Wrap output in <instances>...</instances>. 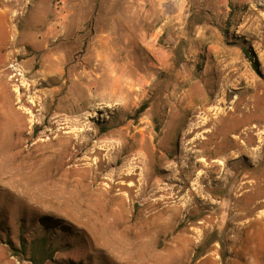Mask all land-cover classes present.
Segmentation results:
<instances>
[{"label":"rangeland","instance_id":"374dc122","mask_svg":"<svg viewBox=\"0 0 264 264\" xmlns=\"http://www.w3.org/2000/svg\"><path fill=\"white\" fill-rule=\"evenodd\" d=\"M257 3L0 0V264H264Z\"/></svg>","mask_w":264,"mask_h":264},{"label":"bare ground","instance_id":"6f19581e","mask_svg":"<svg viewBox=\"0 0 264 264\" xmlns=\"http://www.w3.org/2000/svg\"><path fill=\"white\" fill-rule=\"evenodd\" d=\"M255 1H258V5H262V3L264 2V0H255ZM255 6H257V5H255L254 3H252L251 5H250V8L248 9V11H247V13L250 15V16H254V15H256L257 14V9H256V7ZM257 16H259V15H257ZM251 18V17H250ZM259 18V17H258ZM252 21H258L259 23H260V28L261 29H264V22H263V20L262 19H260L259 18V20L258 19H254V20H252ZM126 27V26H125ZM124 28V27H123ZM121 29V28H120ZM125 29V28H124ZM133 29V28H132ZM121 30H123V29H121ZM125 31H126V29H125ZM122 33V32H121ZM124 34V33H123ZM122 34V35H123ZM130 34V33H129ZM121 35V34H120ZM121 35V36H122ZM82 80V79H81ZM250 82H251V80H250ZM249 82V83H250ZM248 83V84H249ZM258 83V82H257ZM260 85V84H259ZM258 86V85H257ZM264 86V85H263ZM256 87V86H255ZM255 87H253V88H255ZM222 88V87H221ZM252 88V87H251ZM258 89V88H257ZM225 91V90H224ZM246 91V90H245ZM244 91V92H245ZM246 92H248V91H246ZM254 92V91H253ZM113 93V92H112ZM111 93V94H112ZM116 93V92H115ZM115 93H113V94H115ZM226 93V92H225ZM254 94V93H253ZM261 94V93H260ZM224 95V94H223ZM258 95V94H257ZM255 96V95H254ZM113 98H114V96H113ZM264 98V91H263V93H262V95H261V97H260V101H261V99H263ZM254 99V98H253ZM258 99V98H257ZM255 100V99H254ZM204 102V101H203ZM206 102V101H205ZM204 102V103H205ZM216 103H218V102H216ZM257 103H258V101H257ZM202 104V103H201ZM249 105V104H248ZM201 106H204V104L203 105H201ZM255 106V105H254ZM258 106H259V103H258ZM195 107H197V106H195ZM204 107H206V106H204ZM256 107V106H255ZM244 108V107H243ZM247 108V107H246ZM259 108V107H258ZM200 109H201V107H200ZM202 109H203V107H202ZM214 109V108H213ZM195 110V109H194ZM194 110H193V112H194ZM208 110V109H207ZM211 110V109H210ZM259 110V109H258ZM263 110V109H262ZM261 110V111H262ZM203 111V110H202ZM204 111L205 112H207L206 111V109H204ZM217 111V110H216ZM222 111H224V110H222ZM257 111V109L255 110V112L254 111H252V110H246V109H244V110H242L241 111V114L240 115H238V116H236V117H234V118H232L231 120H230V125H229V127L227 128V130H226V132L225 133H232V132H236V131H238L241 127H244V126H246V128H244L242 131H241V133H240V135L241 136H243L244 137V140H243V144H241V145H238V147L237 148H240V150H242V151H244V152H249L248 150V146L250 145V142L252 141V132H254V131H252L251 132V130H257L258 129V126H260L259 124L260 123H262V118H264V110L261 112L260 111V115H256V113H258V112H256ZM197 111H195V113H196ZM234 112V111H233ZM240 112V111H239ZM203 113V112H202ZM207 113H209V112H207ZM206 113V114H207ZM220 113H222V112H220ZM226 113V112H225ZM224 113V114H225ZM231 113V112H230ZM223 114V113H222ZM222 114H219V115H217V117L216 118H211L212 120V122H214L215 123V125H217V126H219V127H221V125L223 124H225L226 122H227V120H225L226 122L224 123L223 121H224V119H225V117L227 118V116H228V114L226 113L225 115V117H223V115ZM204 115H205V113H204ZM208 115V114H207ZM231 115V114H230ZM208 116H210V114L208 115ZM215 116V115H214ZM193 117V116H192ZM262 117V118H261ZM198 118V117H197ZM193 119V118H192ZM210 120V119H209ZM264 120V119H263ZM193 123V122H192ZM197 123V122H196ZM207 123V122H206ZM203 124V123H202ZM209 124H210V122H209ZM214 125V124H213ZM215 125L213 126V127H215ZM191 126V125H190ZM208 126V125H207ZM196 127V126H195ZM191 128V127H190ZM199 128H201V127H199ZM216 128V127H215ZM221 128H223V126L221 127ZM261 129V128H260ZM214 130V129H213ZM223 131V130H222ZM263 131V130H262ZM220 132V131H219ZM256 132V131H255ZM258 132V131H257ZM260 132V131H259ZM208 133V132H207ZM218 132L216 131L215 133L214 132H211L209 135H208V139H206L205 141H201V144L202 145H205V144H208L209 142H211L214 138H215V134H217ZM224 133V134H225ZM206 134V133H205ZM228 134V135H229ZM235 134V133H234ZM233 134V135H234ZM260 135V134H259ZM227 137V136H226ZM203 138V137H202ZM225 138V137H224ZM223 138V139H224ZM238 138H240L239 136H235L234 135V137H233V141H232V143H234L235 145H237V139ZM227 139V138H226ZM241 139V138H240ZM202 140V139H201ZM227 140H230V139H227ZM214 141V140H213ZM239 141V140H238ZM223 142V141H222ZM231 143V142H230ZM229 143V144H230ZM200 144V145H201ZM211 144V143H210ZM228 145V144H227ZM232 145V144H231ZM233 146V145H232ZM205 147H206V145H205ZM227 147V146H226ZM208 147H206L205 148V150L207 149ZM236 148V147H235ZM237 148H236V150H237ZM203 149H204V146H203ZM203 151V150H202ZM233 152H234V150H233ZM203 153V152H202ZM218 154V153H217ZM201 155V154H200ZM72 158V157H71ZM124 167V166H123ZM89 168V167H88ZM136 169H138V168H136ZM120 171V170H119ZM140 172H141V170H140ZM120 173V172H119ZM88 175V174H87ZM141 175V174H140ZM149 175V174H148ZM136 176V174H135V170H131V171H129L126 175H122V176H120V177H122L123 179H125V180H134V177ZM112 177V176H111ZM140 177V176H139ZM147 177V176H146ZM141 178V177H140ZM143 179V178H142ZM162 180L163 179H160V182L158 183V186L160 185H162ZM194 186V185H193ZM196 186H197V184H196ZM130 187V186H129ZM112 188V187H111ZM110 188V189H111ZM121 189L122 188H127L125 185L124 186H122V187H120ZM160 188H162V187H160ZM159 188V191L160 192H162L163 194H164V192H165V190L164 189H160ZM128 189H131V187L130 188H128ZM196 191H198V190H196ZM152 192V193H151ZM150 193L151 194H149V196L150 197H152V196H154V195H156V193L152 190ZM159 193V192H158ZM157 193V194H158ZM59 197V196H58ZM69 201V200H68ZM65 202V201H64ZM69 203V202H68ZM67 203V201H66V204H68ZM109 240V239H108ZM110 242V241H109ZM112 242V241H111ZM114 242V241H113ZM111 244V243H110ZM117 244V243H116Z\"/></svg>","mask_w":264,"mask_h":264},{"label":"trees","instance_id":"16d2710c","mask_svg":"<svg viewBox=\"0 0 264 264\" xmlns=\"http://www.w3.org/2000/svg\"><path fill=\"white\" fill-rule=\"evenodd\" d=\"M245 53H247V51H245ZM146 108V106H142L141 108H140V110L139 111H142L143 109H145ZM45 242V241H44ZM45 246H46V244H45ZM23 248H24V246H23ZM44 250V249H43ZM44 251H48L47 249H45ZM43 251V252H44ZM43 254H47V252H45V253H43Z\"/></svg>","mask_w":264,"mask_h":264}]
</instances>
